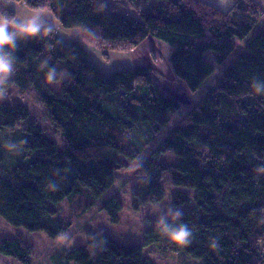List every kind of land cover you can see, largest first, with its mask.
<instances>
[{
	"label": "trees",
	"instance_id": "1",
	"mask_svg": "<svg viewBox=\"0 0 264 264\" xmlns=\"http://www.w3.org/2000/svg\"><path fill=\"white\" fill-rule=\"evenodd\" d=\"M122 1L138 17L114 11L107 0H0L2 15L16 17L6 3H23L51 13L59 28L79 29L81 36L65 42L52 24H37L35 36L17 37L0 49L12 69L0 93V218L56 240L71 227V220L56 218L59 204L79 197L85 207L99 205L117 224L123 205L108 194L115 173L148 152L135 170L131 209L163 201L170 175L172 205H186V211L145 230L140 246L122 247L100 232H87L83 245L60 252L59 262L174 264L167 260L172 255L175 264H264L261 10L254 0H232L225 11L203 0ZM255 29L238 51L235 40L244 43ZM146 37L170 47V69L192 94L214 65L221 68L231 58L155 148L157 135L182 105L162 92L149 68L104 73L86 46L125 52ZM12 87L38 95L47 122L63 139L61 147L30 120L27 107L1 99ZM167 151L175 164L164 163ZM165 226H183L190 233L187 243L170 240ZM149 246L165 261L145 254ZM0 254L32 263V250L19 235L1 239Z\"/></svg>",
	"mask_w": 264,
	"mask_h": 264
},
{
	"label": "rangeland",
	"instance_id": "2",
	"mask_svg": "<svg viewBox=\"0 0 264 264\" xmlns=\"http://www.w3.org/2000/svg\"><path fill=\"white\" fill-rule=\"evenodd\" d=\"M107 1L111 7H114V11L138 17V13L133 5H124L122 7L119 1ZM229 1L232 3V0ZM6 5L7 8L16 13L15 18H17V22H19L20 19H31L36 25L46 23L52 24L58 37L65 42H68L73 38H81L79 29L65 30L59 28V24L56 22L54 16L47 11H34L26 8L23 3L17 2L6 3ZM256 30L257 29L248 35L244 43L235 40V43L239 46L238 51H243V45L251 40ZM58 33H60V35ZM86 46L88 47L92 59H96L102 64H107V66L111 67H108L111 70L122 68H149L152 71L155 84L163 93L166 95L171 93L185 94L191 102L190 105H182L179 113L169 124L162 128L152 143L151 148H155L161 142V140L168 134L169 130L175 125L179 117L209 89V87L218 79L220 71H223L231 61V58L226 59L224 63L220 65L221 68L214 65V73L203 82L195 93L192 94L186 90L181 82L175 79L168 64V56L171 49L161 41L152 37H146L130 51L113 53L106 52L94 45ZM210 53L213 54L212 52ZM211 54L207 55V60L214 64L213 60L215 57ZM99 62L95 61L97 65H99ZM99 66L104 69L102 71L105 73L111 71L106 67L103 68L101 64ZM10 77V72H8L7 78L4 80L7 81ZM1 99L6 102L16 103L27 107L30 111V120L42 128L44 135L56 141L60 147L64 144L59 133L47 122L44 107L42 106L38 95L32 89L26 94H22L17 88L12 87L9 94H2ZM147 153L148 152L143 153L134 163H131L115 173L114 185L108 194L116 196L123 205V210L119 214V222L117 224H111L108 221L104 213L100 211L99 205L88 208L85 207L81 198L73 197L71 199H65L59 204V211L56 218H66L71 220V227L58 239L51 240L46 237L44 233H30L20 227H12L0 218V240L11 238L16 235L21 236L24 242L32 250L31 264H75L74 262H59V254L64 249H75L83 245L85 234L87 232H100L110 237L122 247L140 246L142 235L145 230L172 217L179 216L187 209L186 205L178 207L172 205V192L174 191V186L170 175H165L164 178L163 184L165 197L163 201L160 203L154 202L148 204L147 206L142 207L138 212H134L131 209V192L137 182L135 170ZM162 158L164 163L169 165L175 164L177 161L172 151H167ZM156 250L155 247L149 246L147 247L145 254H150V256L158 262L159 260L165 261V258L160 256ZM55 260L57 262H54ZM167 260L175 264L172 255L169 259L167 258ZM188 261L189 262L186 264H202L195 259H188ZM0 264L18 263L11 257H5L0 254ZM176 264H179V260L176 261Z\"/></svg>",
	"mask_w": 264,
	"mask_h": 264
},
{
	"label": "clouds",
	"instance_id": "3",
	"mask_svg": "<svg viewBox=\"0 0 264 264\" xmlns=\"http://www.w3.org/2000/svg\"><path fill=\"white\" fill-rule=\"evenodd\" d=\"M38 31V25L31 19H20L17 22V18L15 17L9 18L6 15L0 14V49H3L5 46H10L17 37L35 36ZM11 70V63L0 53V93L4 91L2 87L3 81L7 78V74ZM47 79L49 81L52 80L51 71L47 74ZM163 231L170 240L178 244L187 243V237L190 235L183 226L177 229H171L165 226Z\"/></svg>",
	"mask_w": 264,
	"mask_h": 264
},
{
	"label": "crops",
	"instance_id": "4",
	"mask_svg": "<svg viewBox=\"0 0 264 264\" xmlns=\"http://www.w3.org/2000/svg\"><path fill=\"white\" fill-rule=\"evenodd\" d=\"M113 1H119V3H121V6L123 7L124 5H132V4H130V3H128V2H124V1H122V0H113ZM203 1H205V2H208V3H210V4H212L213 6H215V7H217V8H219L220 10H223V11H225V10H228L229 8H230V6L232 5V3L229 1V0H203ZM254 3L258 6V8L261 10V18H260V24L261 25H263L264 26V0H254ZM110 6V5H109ZM111 7V6H110ZM112 9H114V7H111ZM132 17H134L133 15H131ZM59 35H60V33H58ZM60 38V37H59ZM64 41V40H63ZM111 53H113V52H111ZM93 60H95V61H97V62H99L98 60H96V59H93ZM99 65L101 64V66H103V68L104 67H106V68H108V67H110V66H107V64H102V63H98ZM98 65V66H99ZM100 67V66H99ZM111 68V67H110ZM100 69L101 70H104V69H102L101 67H100ZM108 70H111V69H109L108 68ZM111 71H113V70H111ZM110 71V72H111ZM105 73V72H104ZM109 73V72H108Z\"/></svg>",
	"mask_w": 264,
	"mask_h": 264
},
{
	"label": "water",
	"instance_id": "5",
	"mask_svg": "<svg viewBox=\"0 0 264 264\" xmlns=\"http://www.w3.org/2000/svg\"><path fill=\"white\" fill-rule=\"evenodd\" d=\"M169 95L170 97L176 99L181 105L187 106L191 103L185 94L171 93Z\"/></svg>",
	"mask_w": 264,
	"mask_h": 264
}]
</instances>
